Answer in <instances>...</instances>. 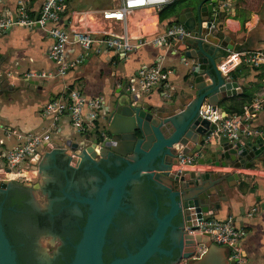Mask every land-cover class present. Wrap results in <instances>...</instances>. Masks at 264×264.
Here are the masks:
<instances>
[{"label":"water","instance_id":"1","mask_svg":"<svg viewBox=\"0 0 264 264\" xmlns=\"http://www.w3.org/2000/svg\"><path fill=\"white\" fill-rule=\"evenodd\" d=\"M222 1L197 0L178 17V23L189 32V36L175 46L179 53L176 59L181 68L179 71L185 72L181 87L176 90L180 95L158 106H151L143 101L142 94L131 90L129 82L121 83L110 101L106 102L104 118L99 121L104 126L100 128V133L92 134V141L74 143L71 139H61L62 145L48 143L50 151L68 150L71 156H64L60 151L50 152L47 161L36 166L40 179L57 159L75 167L90 166L97 174L96 179H89L92 197L78 202L87 206L88 214L82 237L74 247L69 264H104L102 248L105 231L116 214L125 213L122 208L127 204L129 192L139 182L154 194L151 196L149 193L150 204H154L156 209L150 220L151 234L138 254L109 264H143L155 252L173 258L171 264L177 260L176 264L182 260L187 264H234L228 261L224 248L208 239L202 247L204 252L189 260L193 255V239L188 232L194 230L197 222L210 218L221 210V206H227L228 200L235 194L232 189L236 188V192L244 190L243 184L236 186L238 175L216 172L178 175L176 161H172L176 155L173 146L179 145L190 157L201 153L198 161L201 165L211 164L214 168L235 171L264 168L262 138L255 144L247 142L233 146L229 142L218 145L213 142L206 147L201 146L209 124L198 116L200 106L207 102L215 111L219 103L240 94L241 83L223 79L215 62L224 52L233 49L229 37L220 30L222 12L218 5ZM182 118L183 123L180 122ZM189 133L191 136L187 138ZM190 142L194 149L188 152L186 148ZM3 145L0 139V157ZM80 152L83 156H76ZM108 170L114 171V176H110ZM13 185L15 183L7 179H0L1 192H6ZM30 205L37 210L44 207L37 203L35 193ZM1 212L2 205L0 264H17L16 253L3 230ZM40 239L47 240V247L55 245L51 237ZM40 239L35 246L36 256L47 263L51 258H46ZM164 243L167 253L158 249ZM215 251L224 253L223 261L213 257ZM190 252V255L182 257Z\"/></svg>","mask_w":264,"mask_h":264},{"label":"crops","instance_id":"2","mask_svg":"<svg viewBox=\"0 0 264 264\" xmlns=\"http://www.w3.org/2000/svg\"><path fill=\"white\" fill-rule=\"evenodd\" d=\"M20 1L0 0V18L15 20ZM24 1L27 16L31 19L37 18L44 0ZM69 1L66 0L60 21L54 27L63 30L71 37L78 32L98 33L109 27L110 23H106L100 18V12L113 7L112 0H107V3L98 8L80 6L75 9L69 8ZM238 1L223 0L218 5L222 12L220 30L233 43L231 51L245 50L264 53V4L256 11H250L237 7ZM188 8L182 10L180 14L187 12ZM160 11L144 9L130 14L125 21L128 35L134 40L158 35L170 25L175 24L176 21L178 22V17L177 19L168 18L160 21L158 15ZM178 25L180 24L178 23ZM112 28L119 31L122 30L123 26L117 24ZM99 38L101 37L95 35V39ZM52 44V40L37 27L32 29L11 27L0 33V126L4 130H11L20 134L43 135L45 132L48 133V138L43 140L39 146L40 159L35 162L36 170L34 173L39 176L40 173L36 166L47 161L50 152L60 151H50L51 146L49 144L62 145L61 139H71L74 143L90 142L93 138L92 134H94L91 131L84 135L76 134L71 129L68 118L64 116L53 126L51 119L45 117L43 113L44 108L50 102H65L71 91H78L87 99L100 97L108 103L115 89L121 83H128L135 79L140 71L153 66H160L163 70L170 71L171 74L168 77L167 87L157 85L148 92L142 93L143 101L151 106H158L169 98L175 99L180 95L176 90L181 87L185 72L178 71L176 67L171 65L179 57V53L175 50L176 44L160 49L153 47L134 48L124 57L118 52L102 47H98L100 48L99 53L91 51V53L84 55L76 45L70 44L65 49L66 60L74 61L82 57L83 60L79 66L68 71L63 78L26 79L25 75L28 73L41 74L55 70L54 63L47 58ZM95 47L93 46V49ZM224 53L215 61L216 67L218 62L227 54V51ZM230 78L232 81L236 80L241 83L240 94L219 103L215 111L220 119L235 115L236 113H233L232 109L241 105V98L246 97L249 100V103L241 108L242 111L253 100L264 97V72L262 70L239 66L230 74ZM203 105H207V102H203L201 106ZM183 119H180L181 123H183ZM103 126V122H98L95 125L97 132ZM251 127L259 129L264 140V112L252 120ZM4 130L2 132L6 137ZM49 132H51L50 136ZM190 136L191 133L187 138ZM56 138L57 142H55ZM258 139L260 138L244 139L243 143L252 142L255 144ZM7 140H12L11 148L15 146L16 142L13 138ZM224 142L226 141L216 139L214 143L218 145ZM3 146L0 159L7 153L3 154ZM173 149H180V146L175 145ZM192 149L194 146L190 142L186 151L190 152ZM60 152L64 156H71L68 150H61ZM199 154L195 159L194 167L186 170L185 173H234V176L238 175L239 177L236 186L244 185V190L241 192H236V188L232 189L235 194L228 200L227 206H221V210L214 213L210 218L234 217L235 226L244 232V237L240 242L241 256L244 258L243 264H264V168L238 171L231 168H214L211 164H199L198 161L202 155ZM76 156H83L82 152ZM94 161L99 163V160L94 159ZM172 161L174 163L175 160ZM3 165H5L4 159L0 160V166ZM34 183L35 179L32 178V182L30 184L25 183V185ZM255 209L256 212L253 216L247 217ZM192 239L193 255L189 260L197 258V255L199 257L204 252L202 250L203 245L208 243L206 238L195 234H192ZM190 254L191 252L182 257ZM213 257L223 261L224 253L215 251ZM178 264H187V262L182 260Z\"/></svg>","mask_w":264,"mask_h":264},{"label":"built area","instance_id":"3","mask_svg":"<svg viewBox=\"0 0 264 264\" xmlns=\"http://www.w3.org/2000/svg\"><path fill=\"white\" fill-rule=\"evenodd\" d=\"M175 0H112L113 7L100 12V18L109 27L102 32H78L72 37L63 30L54 27L61 18L66 0H44L37 18L27 16L25 1L21 0L17 7L15 20L0 18V33L5 32L11 27H22L27 29L39 28L51 40L52 47L47 54L48 60L54 63L55 70L49 73L34 74L28 73L26 79H53L63 78L66 73L82 63L83 58L79 57L74 61H67L65 49L68 45H76L82 53L89 54L91 51L99 53L102 47L106 50H112L125 56L134 48L153 47L164 48L172 44H177L183 38L189 36V32L178 24H172L161 34L154 36L132 39L125 28L127 17L135 11L144 9H155L160 11ZM120 24L122 30H113V26ZM95 35L101 38L95 39ZM93 46H96L93 49ZM239 66H246L255 70L264 72V53L255 51H229L217 65V71L225 80H230V74ZM170 71L163 70L160 66H153L143 69L137 74V77L130 80L131 90L134 93H145L157 85L167 87ZM106 102L100 98L87 99L78 91H71L65 102L52 101L44 108V116L51 119L53 126L61 117H67L71 129L79 135L87 132H97L95 125L104 118ZM264 112V97L253 100L248 106L244 107L240 114L220 119L210 106L200 107L198 116L209 124L207 135L202 138L201 146L206 147L215 142L216 139H222L231 143H243L244 139L262 138V132L259 129L251 127L252 120L260 113ZM4 130V129H3ZM6 139L13 138L16 142L9 152L2 159L5 165L0 166V179H7L13 182L14 179L26 180L30 184L34 175L35 162L40 159L39 146L43 140L48 138V133L43 135L20 134L11 130H4ZM175 161L177 165L176 173L182 175L186 170L194 167L195 159L198 154L192 157L184 152L183 148L175 149ZM1 158V157H0ZM0 159V160H2ZM6 170L9 172L7 173ZM248 214L252 217L256 212ZM189 234H195L208 239L218 247L227 251V259L234 264H243L244 258L241 256L240 242L244 237V232L235 226L234 217L228 216L224 219L207 218L197 222L194 230Z\"/></svg>","mask_w":264,"mask_h":264},{"label":"flooded vegetation","instance_id":"4","mask_svg":"<svg viewBox=\"0 0 264 264\" xmlns=\"http://www.w3.org/2000/svg\"><path fill=\"white\" fill-rule=\"evenodd\" d=\"M93 178L96 179L97 174L90 166L75 167L72 163L57 159L42 179L34 173V184L15 183L6 192L0 191L2 208L10 192L22 190L27 195V199L21 202L22 205L46 217L43 221L36 222L26 212L8 209L19 216L12 224L10 237L17 259L21 260L19 264L70 263L74 247L82 237V229L88 214L87 206L79 203L82 199L92 197V184L89 183V179ZM33 193L43 195L47 200V205L41 210L30 205ZM149 193L151 196L154 195L141 182L130 190L127 204L122 208L125 213L116 214L105 231L102 248L104 264L135 256L143 247L145 239L151 234L148 229L151 228L150 220L156 211L154 204H150ZM73 207L77 210L75 211ZM44 236L51 237L58 245L56 253L52 254L51 260L47 263L38 260L35 252L36 242ZM158 249L165 253L168 251L165 243ZM173 261V258L155 252L143 264H171Z\"/></svg>","mask_w":264,"mask_h":264},{"label":"trees","instance_id":"5","mask_svg":"<svg viewBox=\"0 0 264 264\" xmlns=\"http://www.w3.org/2000/svg\"><path fill=\"white\" fill-rule=\"evenodd\" d=\"M197 0H176L174 1L170 6L166 7L164 10L159 12V20L164 21L168 18H174L177 19L179 17L180 12L183 10H186L189 6H191L193 3H195ZM262 4H264V0H239L237 3V7H239L242 10H250V11H256ZM175 24H178L176 21ZM241 105L235 106L232 109L233 113L240 114L241 108L243 105L248 104L249 100H247L246 97H243L240 99ZM110 176H114V171L108 170ZM20 193V194H17ZM9 195V196H8ZM7 198H5V202L2 208L1 212V223L3 226V230L5 232V235L7 239L9 240V243L12 244L10 237H11V231H12V224L13 222L19 217L16 216L13 212H10L8 210L9 208H14L15 211H21L28 213L32 219L36 222L43 221L46 217L35 213L31 211L29 208L24 207L22 205V201H25L27 199V195L22 190L12 191L8 194ZM25 217V215H23ZM26 218V217H25ZM150 232L152 230L148 229ZM13 247V246H12ZM14 250V249H13ZM15 252V251H14ZM74 255V254H73ZM17 264L20 262V258L17 259Z\"/></svg>","mask_w":264,"mask_h":264},{"label":"rangeland","instance_id":"6","mask_svg":"<svg viewBox=\"0 0 264 264\" xmlns=\"http://www.w3.org/2000/svg\"><path fill=\"white\" fill-rule=\"evenodd\" d=\"M107 2H108L107 0H70L68 2V5L70 9H75L80 6H82L83 8H88V7L98 8L100 6H103ZM171 65L176 67L178 71L179 69H181L180 66L178 65L177 60H174ZM50 135H51V132H49V136ZM0 139H2L4 143L2 151H3V154H5L6 152L10 151V148L13 142L12 140H7L3 132H0ZM25 181L26 180H23V179L21 180L14 179L13 183L24 184ZM36 196H37V203L42 206H45L46 200L44 199L43 195H39L37 193ZM40 246H43L46 258H51L52 254L57 250L58 245L55 241V245L47 247V240L40 239Z\"/></svg>","mask_w":264,"mask_h":264},{"label":"clouds","instance_id":"7","mask_svg":"<svg viewBox=\"0 0 264 264\" xmlns=\"http://www.w3.org/2000/svg\"><path fill=\"white\" fill-rule=\"evenodd\" d=\"M24 185V184H23Z\"/></svg>","mask_w":264,"mask_h":264}]
</instances>
